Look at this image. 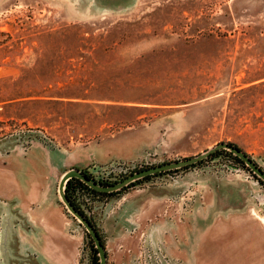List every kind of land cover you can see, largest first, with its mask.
<instances>
[{
    "label": "rangeland",
    "instance_id": "rangeland-1",
    "mask_svg": "<svg viewBox=\"0 0 264 264\" xmlns=\"http://www.w3.org/2000/svg\"><path fill=\"white\" fill-rule=\"evenodd\" d=\"M228 140L264 170V0H0V264L42 263L46 242L25 237L38 231L27 215L43 197H56L79 237L73 264L90 263L88 232L34 146L89 157L83 172L131 162L126 176ZM259 178L223 151L79 199L99 227L104 202L158 188L181 220L207 192L232 202L239 181L247 197L238 213L186 227L185 264H264ZM153 255L137 253L136 263Z\"/></svg>",
    "mask_w": 264,
    "mask_h": 264
},
{
    "label": "crops",
    "instance_id": "crops-1",
    "mask_svg": "<svg viewBox=\"0 0 264 264\" xmlns=\"http://www.w3.org/2000/svg\"><path fill=\"white\" fill-rule=\"evenodd\" d=\"M33 160L39 161L45 174L53 179H60L62 173L70 167L82 168L89 157H81L71 150L62 148L49 149L41 144L32 148ZM112 155L106 154L99 160L108 162ZM239 181L231 183L232 202L224 203L219 193L207 198L196 207H192L181 220L177 219L178 207L167 201L165 193L158 188H149L125 194V201L118 207H111L110 202H104L100 213L99 228L104 236L107 253L106 264H137V253L152 251L153 258L148 264H183L190 263V256L182 252V242L185 241V229L200 220L224 218L226 215L238 213L247 197ZM30 224L38 227L31 230L30 242H46V250L41 264H73L77 260V245L79 237L69 230V219L65 217L63 206L56 197H43L35 209L28 213ZM194 218V219H193ZM196 220V221H195ZM135 227V230H131ZM38 232V233H37ZM190 241V239H189ZM140 252V253H139Z\"/></svg>",
    "mask_w": 264,
    "mask_h": 264
},
{
    "label": "water",
    "instance_id": "water-1",
    "mask_svg": "<svg viewBox=\"0 0 264 264\" xmlns=\"http://www.w3.org/2000/svg\"><path fill=\"white\" fill-rule=\"evenodd\" d=\"M218 148H226L231 150L234 154L238 155L242 160H244L245 164L249 166V168L264 181V170L263 168L258 165L243 149L234 146L233 144L229 143L228 141H219L218 143L214 144L213 146L207 148L206 150L197 153L195 155L183 157L180 159H174L170 161H165L157 164H152L150 166L138 169L136 171L131 172L130 174L126 175L122 179L112 182V183H100L95 181L94 179L90 178L86 173H84L79 167H70L65 170L59 181H58V192L60 195L61 200L65 204L67 210H69L79 221L84 225L86 231L93 239L94 244L98 250L99 254V263L98 264H106L107 262V253L105 250V245L101 241V237L97 229L93 226L89 219H87L84 214L76 209V207L70 202L69 198L65 193V183L67 179L71 176H77L83 181H85L89 186L101 190V191H112L115 189H119L122 186L128 184L130 181L140 178L142 176L153 174L162 170L172 169L181 167L183 165L196 162L204 157H207L210 153Z\"/></svg>",
    "mask_w": 264,
    "mask_h": 264
},
{
    "label": "trees",
    "instance_id": "trees-1",
    "mask_svg": "<svg viewBox=\"0 0 264 264\" xmlns=\"http://www.w3.org/2000/svg\"><path fill=\"white\" fill-rule=\"evenodd\" d=\"M228 142L233 144L234 146H237V147L241 148V146H239L234 141L228 140ZM223 151L227 152L237 162H240L242 165L247 166L245 164L244 160H242L238 155L234 154L231 150L226 149V148H218V149L214 150L212 153H210L207 157H204V158H202V159H200V160H198L196 162L189 163V164L183 165L181 167L167 169V170H162V171H159V172H156V173H153V174H148V175L142 176L140 178H137V179H134V180L130 181L128 184L122 186L121 188L115 189V190H112V191H101V190L95 189V188L89 186L85 181H83L79 177L71 176L66 181L65 193H66L67 197L69 198L70 202L76 207V209L81 211L84 214V216L87 219H89L90 222L93 224V226L97 229V231L99 233V236L101 237V241L104 244V236H103V233L101 232L100 228L97 226V224H96L95 220L92 218V216L89 215L86 212V210L81 206L82 201L79 198L82 195V193H85L86 195H89V196H99L100 194L101 195L112 194V193L121 191L122 189H125L126 187L131 186V185L139 182L142 179L149 178L152 175H155V174H158V173H162V172H166V171H172V170L186 168V167H188L190 165H194L196 163L202 162L205 159L212 158V157L218 155L219 153H221ZM247 167L249 168V166H247ZM123 177H125V176H123ZM259 180L262 183H264V181L261 178H259ZM88 236H89L88 243H89V251H90V263L89 264H98L99 263L98 250H97V248H96V246L94 244L93 239L90 237L89 234H88Z\"/></svg>",
    "mask_w": 264,
    "mask_h": 264
},
{
    "label": "built area",
    "instance_id": "built-area-1",
    "mask_svg": "<svg viewBox=\"0 0 264 264\" xmlns=\"http://www.w3.org/2000/svg\"><path fill=\"white\" fill-rule=\"evenodd\" d=\"M133 163L114 160L108 164L91 162L85 169L90 178L100 183H110L121 179L133 168Z\"/></svg>",
    "mask_w": 264,
    "mask_h": 264
},
{
    "label": "bare ground",
    "instance_id": "bare-ground-1",
    "mask_svg": "<svg viewBox=\"0 0 264 264\" xmlns=\"http://www.w3.org/2000/svg\"><path fill=\"white\" fill-rule=\"evenodd\" d=\"M257 214V213H256ZM264 218V216H262Z\"/></svg>",
    "mask_w": 264,
    "mask_h": 264
}]
</instances>
